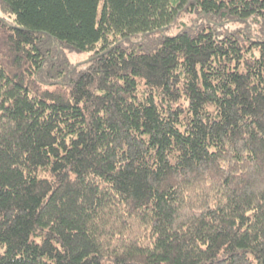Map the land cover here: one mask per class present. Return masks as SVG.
Returning <instances> with one entry per match:
<instances>
[{"label":"trees","instance_id":"obj_1","mask_svg":"<svg viewBox=\"0 0 264 264\" xmlns=\"http://www.w3.org/2000/svg\"><path fill=\"white\" fill-rule=\"evenodd\" d=\"M0 5V264H264V0Z\"/></svg>","mask_w":264,"mask_h":264},{"label":"rangeland","instance_id":"obj_2","mask_svg":"<svg viewBox=\"0 0 264 264\" xmlns=\"http://www.w3.org/2000/svg\"><path fill=\"white\" fill-rule=\"evenodd\" d=\"M0 16L6 17L9 20H12L13 21V16H11L8 12H5L3 10V8L1 7V5H0ZM181 18L184 19V20H186V21H190V19L192 18V16H191V14H188V15H183ZM248 23L249 22L246 21V20H236V21H231V22L225 24L223 27L222 26H218V25H221V23H218L217 26L220 27L221 28V31L224 32V31L229 30V29H234V28H236L238 26H244L246 24L248 25ZM258 25H259V22H257V23L254 24V30L255 31L261 30L258 27ZM176 29H177L176 27H173L172 29H167L165 33L164 32H160V34H162L163 36L166 33L172 34V33L175 32ZM70 57H71V59L74 62H81V61L87 60V58H88V52L87 51H72V52H70Z\"/></svg>","mask_w":264,"mask_h":264}]
</instances>
